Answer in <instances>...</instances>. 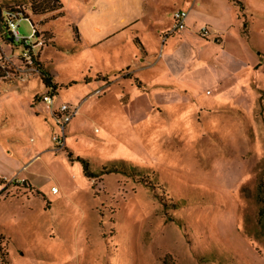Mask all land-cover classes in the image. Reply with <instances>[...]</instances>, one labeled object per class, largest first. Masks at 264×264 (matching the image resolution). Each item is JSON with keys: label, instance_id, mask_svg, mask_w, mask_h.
I'll list each match as a JSON object with an SVG mask.
<instances>
[{"label": "rangeland", "instance_id": "1", "mask_svg": "<svg viewBox=\"0 0 264 264\" xmlns=\"http://www.w3.org/2000/svg\"><path fill=\"white\" fill-rule=\"evenodd\" d=\"M60 1L33 14L31 0H0L29 17L21 36L31 23L47 33L43 47L41 36L30 42L56 84L53 107L77 108L56 146L49 109L29 96L47 91L39 73L1 80H29L13 93L1 83V108L15 112L9 123L31 124L26 144L46 150L1 194L0 264H264V0H188L187 93L156 85L172 82L171 62L158 60L187 0H101L115 21L138 22L99 51L87 47L80 12L97 0ZM134 57L136 70H123Z\"/></svg>", "mask_w": 264, "mask_h": 264}, {"label": "crops", "instance_id": "2", "mask_svg": "<svg viewBox=\"0 0 264 264\" xmlns=\"http://www.w3.org/2000/svg\"><path fill=\"white\" fill-rule=\"evenodd\" d=\"M111 1L113 0H110V2ZM143 3H145V1ZM184 4L185 5L179 8V10L187 11L185 29L183 31H180L181 33L177 32V34L170 36V39H172L175 36L178 39L176 40L174 44L171 41L169 44H166L167 47L165 48L162 47V51H161L162 55H161V58H159L158 60V62H162V63L163 62L166 63L168 60L169 62H171L170 67H174L173 69L174 72H172V76L170 79L172 82L162 81V79H160V81L157 82L156 84L158 85L157 88L160 90H162V88H166L172 91L178 90L183 93L188 92V15L193 10L194 6L190 5L189 10H188V0ZM195 4L197 5V1ZM111 8L112 6L110 7L107 3L101 0H97L96 3L92 2L91 4H89V7L84 8L83 11L80 10L82 14L87 16L89 20V26L91 28L90 30H92V32L89 33V38L86 39L87 47H89L91 50L99 51L102 48H104V50L110 49L113 45V40H114V36L116 32H118L119 30H123L126 27L132 26L133 24L138 22V19H126L123 16H120L118 20L115 21L111 13H109V10H108ZM172 17H173V14H172ZM154 21L158 22V19L154 18ZM75 24H76L75 27H76L77 34H78V39L80 41L81 40L80 38L83 37L81 36V34L83 35V32L80 27V24L78 22H76ZM119 27L121 29H117ZM213 30L217 31V29L215 28H213ZM156 31L160 32L159 35L162 37L163 32L160 31L159 28H157ZM134 40L136 44L139 46V48L141 49V53L143 52L146 53L148 57L152 55L150 51L143 46L142 40L139 36H135ZM110 52L111 51H109V54L111 55ZM105 53L107 54V51ZM135 60H136L135 57L130 58V60H126L124 62L125 66L123 70H126L130 67L134 68ZM99 74L103 75V72L100 71L97 73V75ZM5 83H9L10 86H8ZM0 84H1L2 89L5 92L10 91L13 93L17 91H23L25 88H27L29 84V80L28 79L24 80V82L21 85L19 84V81L18 82H15V81L7 82V81L0 80ZM42 86L45 91L46 88L44 87L43 84ZM38 93L39 91L37 90H34L32 92L30 91L29 96L30 97L35 96V98H37L36 102L40 103L42 102V100L40 99V96L38 95ZM54 94L55 92L53 93V95ZM4 100H7L8 102H10L9 98L4 99ZM3 104H4V101L3 100L0 101V136L4 137L3 138L4 142L0 141V180L3 181V183L0 184V190L3 187H5V190H8L10 179L17 177V173L19 174L22 172V170L26 169L29 166V164L32 163V160L34 158H38L39 154L44 152L46 149H40V147H36L33 144H31V142H33L31 141L32 140L31 138L28 139L29 142L26 144L27 137H28L27 134L30 130L31 124H29L28 122L19 123L17 120L15 121L12 120L9 123L7 119L8 117L5 115V112L10 113L12 116H15L13 115L15 114V112H13L10 109L6 111L4 107L1 108ZM36 108L37 109L34 111L36 112L35 117L36 119H39L38 114H39L40 106ZM4 115L6 118H3ZM72 119L69 121V123L72 121ZM18 152L20 155L17 154ZM20 178L24 179L22 177ZM1 201L5 202L3 197L0 195V202ZM0 232L4 233L1 230Z\"/></svg>", "mask_w": 264, "mask_h": 264}, {"label": "built area", "instance_id": "3", "mask_svg": "<svg viewBox=\"0 0 264 264\" xmlns=\"http://www.w3.org/2000/svg\"><path fill=\"white\" fill-rule=\"evenodd\" d=\"M8 24L11 36L14 42H23L24 48L21 47V51L17 56L20 64L13 60L14 48H11L9 52H6L2 43L0 42V80H17L25 79L32 73H38L34 65V59L36 58L33 54L30 40L33 38H38L35 33L38 32L36 26L31 23L32 33L28 37H23L19 34L18 23L20 19L29 18L26 14L21 12L7 11ZM187 17V11L177 10L173 13L172 22V32H180L185 29V21ZM202 34H208V30L205 27L200 29ZM43 47L46 41L42 38H38L35 45ZM41 100L45 103L46 107L49 109L51 116L53 117L57 132L53 135L52 140L56 146H63L64 144V131L65 126L68 122L75 116L77 108H72L66 103H60L58 109L53 107V96L50 93H44L41 96ZM52 193H56L57 189L55 187L51 188Z\"/></svg>", "mask_w": 264, "mask_h": 264}, {"label": "trees", "instance_id": "4", "mask_svg": "<svg viewBox=\"0 0 264 264\" xmlns=\"http://www.w3.org/2000/svg\"><path fill=\"white\" fill-rule=\"evenodd\" d=\"M62 7H63L62 2L60 0H31L30 10L32 11L33 14H43V13L51 12L54 10H60ZM7 11L21 12L25 14L23 11V8L20 5H17V6L0 5V42L2 43L3 47H8L9 49L11 48L17 49L19 47L24 48L23 42L13 41V38L9 30ZM57 15L60 16L61 13L58 12ZM35 36L43 37V39L47 43L48 35L46 32H41V33L36 32ZM34 65L36 69L38 70L42 84L47 90L45 93H50L53 96V93L56 90V84L52 82L50 73L47 71L46 68H44L39 63L37 58L34 59ZM69 156H71V153H69ZM76 160H79L82 162L83 173L86 177L93 178L97 176V174L90 171L89 163L87 159L76 157ZM112 171H115V170H112ZM102 173H108V172H103L102 170ZM2 183L3 181L0 180V184ZM4 190H5V187H3L0 190V195L4 192Z\"/></svg>", "mask_w": 264, "mask_h": 264}]
</instances>
